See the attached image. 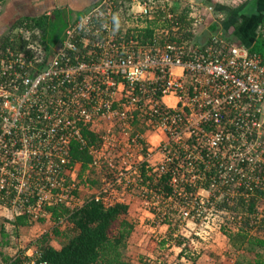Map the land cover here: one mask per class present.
I'll return each mask as SVG.
<instances>
[{
    "label": "built area",
    "instance_id": "1",
    "mask_svg": "<svg viewBox=\"0 0 264 264\" xmlns=\"http://www.w3.org/2000/svg\"><path fill=\"white\" fill-rule=\"evenodd\" d=\"M247 1L99 0L47 63L39 30L0 34V221L65 228L50 208L135 200L153 234L195 250L264 240V61L218 9ZM74 144L92 158L84 183ZM18 257L48 264L35 246Z\"/></svg>",
    "mask_w": 264,
    "mask_h": 264
},
{
    "label": "trees",
    "instance_id": "2",
    "mask_svg": "<svg viewBox=\"0 0 264 264\" xmlns=\"http://www.w3.org/2000/svg\"><path fill=\"white\" fill-rule=\"evenodd\" d=\"M12 1L0 0V34L2 35L7 29L18 25H23L27 30H39L47 63L54 56L55 50L60 47L69 22L81 18L88 10L86 8L98 3L99 0H40L42 2L36 3L35 6L30 5V8L25 7V4L20 5L22 8L19 15H14L16 2ZM19 2L26 3L28 1L20 0ZM263 3L264 0H248L245 4L234 9L225 7H218V9L226 15L223 29L227 39L237 40L240 44L249 47L253 53L260 54L264 61V40L256 37V27L264 14ZM75 5H80L83 10H75ZM75 13L81 14L79 17H76L77 15L73 17ZM216 29V25L211 28L212 31ZM84 134L90 138L91 142L96 140L93 134L89 132ZM71 154L73 164L77 162L81 166L79 180L84 183L86 174L88 175L90 172L89 164L92 162V158L86 150L75 144L72 146ZM88 182L92 185L97 183L96 180L90 178ZM50 211L55 219L60 216L67 217L68 225L65 228L57 226L54 228L52 236L49 233L44 234L36 241L38 248L43 252V259L48 264H130L121 252V248L126 247V240L134 229L133 223L126 219L129 206L117 205L105 208L102 204L93 201L78 210L61 206L50 208ZM1 223L6 222L1 221ZM7 223H10L15 229L29 225L25 217H18L15 222ZM167 229L170 232L169 235L176 231L173 228ZM6 236L3 231V245L6 244L4 242ZM52 238L63 241L60 250L50 245ZM171 240L174 241L172 236ZM230 240L232 245L236 241L241 243L245 240L247 245L264 249V240L262 239L247 240L245 235L237 234L232 235ZM245 242L243 243L245 244ZM178 245L181 246L182 242H179ZM1 256L3 264H20L21 262L19 257L10 258L4 254ZM234 264H264V257L258 254L250 258L247 254L240 253Z\"/></svg>",
    "mask_w": 264,
    "mask_h": 264
},
{
    "label": "rangeland",
    "instance_id": "3",
    "mask_svg": "<svg viewBox=\"0 0 264 264\" xmlns=\"http://www.w3.org/2000/svg\"><path fill=\"white\" fill-rule=\"evenodd\" d=\"M19 1L20 0L12 1L16 2L14 15H19L22 4L30 8V5L35 6L36 3L42 2L40 0H23L28 1L26 3H21ZM75 6V10H83L80 5ZM21 12H23V10H21ZM80 14L81 13H75L73 17L76 15V17H79ZM146 216V212L141 208L138 201L134 200L130 202L126 219L130 223H133L134 229L131 236L126 240V247L121 248L124 258L130 262V264H227V262H230L229 260L235 259L238 252L247 254L250 258L258 254L264 257V249L249 244L247 245L245 240L243 241L245 244L241 242L244 246H239L241 243L238 241L234 242L232 245L231 241L224 237H218L216 239L217 242L211 244L209 248L196 245L197 250H195L191 245H183L184 238H178L176 241H172L169 238L170 235L166 227L157 229L156 233L153 234L154 230L149 227V218ZM3 231L7 235L4 240L6 244L4 245L2 244ZM30 231L27 230L26 233H22L12 225L1 223L0 221V264H3L1 254L10 257L8 254L11 253L13 254L12 256L18 257L25 249L32 246L38 247L35 240H37V236L43 234L44 231L36 228L32 232L34 236L32 234L29 235ZM21 238H28L31 239V241L24 245L23 242H19ZM179 242H182L181 246L178 245ZM237 246H239V248H236ZM14 253L16 255H14Z\"/></svg>",
    "mask_w": 264,
    "mask_h": 264
},
{
    "label": "crops",
    "instance_id": "4",
    "mask_svg": "<svg viewBox=\"0 0 264 264\" xmlns=\"http://www.w3.org/2000/svg\"><path fill=\"white\" fill-rule=\"evenodd\" d=\"M91 5H89L88 6V8L90 7ZM87 8V9H88ZM16 220V219H15ZM15 220H11V221H8V222H15ZM8 224H10V223H8ZM11 225V224H10ZM36 228H38V229H42V231H44V233L43 234H40L39 236H37V240L38 239H40L44 234H50L51 236H52V233H53V230H54V223L53 222H51V221H45V222H43V223H41V224H38V225H35V226H33V227H29V226H21V227H19L17 230H19V232H22V233H26L27 232V230H31L30 231V234L29 235H31L32 234V232H33V230L34 229H36ZM168 231V230H167ZM170 233V232H169ZM33 235V234H32ZM34 236V235H33ZM171 236H172V234L169 236V238L171 239ZM37 240H35V241H37ZM29 241H31V239H28V238H21V239H19V242H23L24 243V245H26V243H28ZM63 241H61V240H58V239H54V238H52V240H51V243H50V245L51 246H53L54 248H56V249H58V250H60L61 248H62V246H63V243H62ZM28 245V244H27ZM20 247H21V244H20ZM30 247V246H29ZM20 249V248H19ZM28 249V248H27ZM27 249H25V251L27 250ZM25 251H23L22 253H21V255L25 252ZM9 256H10V258H15L14 256H12L13 254H11V253H9L8 254ZM14 255H16L15 253H14ZM238 256V255H237ZM237 256L235 257V259H231V260H229L230 262H227V264H234L235 263V260H236V258H237ZM17 257V256H16ZM2 259V258H1ZM3 261V260H2Z\"/></svg>",
    "mask_w": 264,
    "mask_h": 264
}]
</instances>
